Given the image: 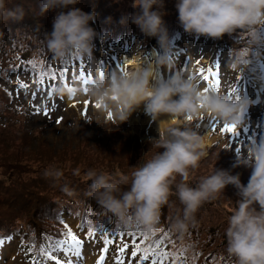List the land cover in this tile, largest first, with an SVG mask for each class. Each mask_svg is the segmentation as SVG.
Returning <instances> with one entry per match:
<instances>
[{
  "label": "rangeland",
  "instance_id": "rangeland-1",
  "mask_svg": "<svg viewBox=\"0 0 264 264\" xmlns=\"http://www.w3.org/2000/svg\"><path fill=\"white\" fill-rule=\"evenodd\" d=\"M105 2L107 3L106 6L110 4L111 6L106 7L104 5ZM132 2L133 0H80L79 3L88 11H95L96 15L103 16L102 20L104 19V15L113 14L116 21L115 16L125 18V16L130 14L128 11H133L131 7ZM38 4H40V0H5L6 8H9L8 10L10 11H15L18 7L22 8L23 11L30 9L28 13L23 12L22 18H15L23 20L24 23H30L35 19H39L38 14L32 12V9L38 7ZM23 5H25V10L22 7ZM125 7L126 9H124ZM174 9L175 6L170 1L165 0V12L173 15ZM8 19H4L0 27V35L3 34L8 37L6 39L8 44L12 43V39L9 37H14L15 39L23 32H28L33 36L34 30H32L31 26L28 28L19 27L20 29L14 30L12 26L6 25L5 21ZM176 19L173 16L164 17V20L174 21ZM107 21L111 22L110 16ZM259 26L264 27V18L253 25L254 28H258ZM177 27H179V24H177ZM1 28L3 31H1ZM130 28H133V24L130 25ZM36 29H38L37 26ZM248 31L249 28L237 29L232 32L234 34L232 39H229L227 36L218 39L222 43L224 42V47H221L223 51L219 50L216 46L217 44H201L193 42V40L183 39V37L178 41H173L171 45V48L174 50L173 52L171 51V54L175 55L174 58L177 62H180L177 65L173 63H170V65L182 77L191 79L196 84L197 89L211 82V77L208 81L202 78L209 74L206 71L208 68L209 71L216 74V79L219 81V84L216 85L217 94L226 95L230 98L244 97L252 102L247 111L242 113L240 117L241 122L236 125V132L241 133L239 136L233 133L222 132L221 129L228 123L221 121L219 118H215L210 122L209 117L203 111L200 114L205 117V121L209 124L208 131L206 132L198 125L201 120L200 114V117L191 115V120L188 119L189 114L180 115L181 122L187 120V123L183 127L191 128L202 138V148L204 149L201 150L204 152V155L200 159L202 160L201 164L203 166L207 165L206 167L211 170V173L208 172L206 174L207 177L213 173L215 168L220 169L223 167H225V170L232 171L233 174L239 173L240 177L242 171L249 174L244 169H241V167L232 168L233 164H227L229 154L220 151L217 146L226 144L231 152L236 153L243 159L246 157L248 146L252 142L264 138V81L258 79L259 74L256 65L258 57V59L264 61V51H260L258 44L249 41L256 40L258 35L255 33L247 34ZM138 32L131 34L142 35L138 34ZM235 34L243 35L237 37ZM244 35L248 39L247 42L242 39ZM262 35L261 44L264 45V31ZM139 41H141L147 50L151 49L150 47H154L159 51L155 38H153V41L157 45H150L149 38L143 35ZM100 43L103 44V41L100 40ZM238 43L242 44L239 46ZM33 47L30 46L29 50ZM125 50H127L126 53H121V51L115 52L116 56L111 58L110 54L106 52L107 50H104L99 45L94 48L90 58H82L76 53H70L67 58L61 60L54 59L56 63L63 62V66H67L72 59V55L75 56L72 59V65L67 67V73L62 75V72L56 76V85H46L44 89L37 88L39 84H43V80H39L37 74H32V79L27 77L20 78L25 87H21L20 85L19 89H15L12 85L10 86V84H19V75L3 74L1 77L4 67L11 63L10 57L12 55L0 51V100L3 99L2 95L4 94L7 96L12 95L14 101L27 105L25 109L22 108L20 110L12 106L5 117V121L6 118H9V124L0 126V158L16 162V164H0V205L8 204L7 206L27 212L30 209L32 210L40 199L47 197V195L42 197L44 192L41 193V196H38L39 193L32 196H28L27 194L18 196V192L27 181L29 184L40 185L39 191H52L53 193L49 192V194H54V196L66 198V193L56 191H63L65 189L74 196L82 195L85 199L94 200L95 198L91 194L93 178L89 177V172H95L97 175L107 174L111 182L116 183L122 191H126L130 187V182L127 184L121 183L123 177H130L136 167L141 166L157 152L162 151V149L156 146L157 140L162 135V133L157 132L158 130L146 135L141 127H138L134 123L131 124L129 119L122 123L113 113L97 108L90 98L89 89L97 80L106 79L114 72L123 75L124 71L127 72L132 68H130L128 63L125 64V67L124 65H118L117 60L120 56H124L129 60H133L136 56L145 60L147 58L152 59L153 57L151 53L149 54L145 50L141 53L142 48H137V45H134L131 49L125 48ZM125 50L122 52H125ZM158 56L159 53L155 52V57L152 60L158 62ZM48 63H50L49 59L44 62V65ZM81 64L84 65L83 68L80 67ZM241 65H243L242 72L244 73L239 75V68L236 66L240 67ZM51 70L56 71L55 63L51 64ZM81 72L84 73V78H91L92 83L85 85ZM233 74L238 75L241 81L237 88L231 90L230 86ZM257 85H261L262 88L261 86L257 88ZM61 86L64 89L62 93L57 91ZM69 89H72V91H69ZM26 110L29 113L26 114ZM3 113V110L0 109V121L3 120ZM143 114L146 115L145 113L141 115L144 116ZM181 122L179 121L180 124ZM180 124L179 128L182 126ZM205 135L214 139L213 146L210 147L213 142L210 144L206 143ZM79 149L83 150L80 151ZM77 150L79 152L76 155L74 154L72 159L70 154ZM74 157L79 158V161L76 160L77 158L74 159ZM39 158H42V160L38 164ZM27 159H31V162L35 164L28 165L29 168H26ZM70 159L71 162L69 164L67 162L62 163L64 160L68 161ZM44 161H54V164L44 166ZM199 165L200 163L197 167L193 168L190 176L182 178L180 183H185L187 186L195 188L194 179L198 178L201 181L203 178H206V176H202L200 173L203 172V168ZM247 169L251 170L250 168ZM246 178L249 179V176H242L241 182ZM177 183L178 180L174 179L171 185L172 194L169 196V202L162 207V218L160 217L157 231L152 236H146L143 228L139 225H134L130 228L125 226V230H116L114 228L120 235H117L119 239L114 240L111 245L116 249V255L122 258L115 256L113 250L108 251L105 255L101 254L100 250L102 247L100 244L81 240L82 264H97L101 255L104 256L103 264H118V261H122V264H152L153 261L159 262L161 260H163V264H173V262L171 263L169 252L177 254L174 260L175 264H178V260L186 250L183 246H189V242H194L195 239H204L208 234L206 233L207 230L217 231L218 235L215 236L214 243L199 246V251L188 253L181 259L180 264H223V257H231L226 250L219 261L207 257L208 254H203L201 250L206 248L217 250L219 254L223 253L224 245L220 242V239L222 241L226 240L224 231L228 226L227 212L232 210L233 205L238 200L235 189L232 186H227L224 193L221 192L216 198L204 202L195 213V224L193 225L189 222L187 231L181 233L174 231L171 227L178 215L177 209H182L183 207L176 195ZM193 183L194 186H192ZM243 184H247V182H243ZM10 203H14L18 207ZM100 211L105 214L109 227L115 226V220L120 222L104 207H101ZM65 214L68 213L64 212L62 217L79 234L80 238H83L85 231L79 230L76 218L71 219L70 216L68 219ZM179 215L182 216V211ZM19 216H22V214ZM89 218L92 219L91 216ZM77 219L79 220V217ZM163 226H170V229L166 230L169 231L166 233L168 238L181 237V243L177 247L166 245V237L164 236L159 249H154V246L146 248L147 245L145 243L150 244L154 239V243L160 241V231ZM158 233L160 234L158 235ZM163 234L165 233L163 232ZM125 244H127V248L121 252L120 249ZM137 244L140 245V251L133 256L132 253ZM144 249H149L147 253L148 260L141 259V256L145 254ZM155 250H160L157 256H155ZM151 252H153V255H151ZM165 254H167L166 259L164 258ZM68 255L72 256L71 253ZM56 256L61 260V264H65L66 256L63 249H59ZM5 259H7L6 256ZM72 259L74 260V264H80L74 256H72ZM7 264L28 263L23 262L16 251L10 256ZM44 264L55 263L49 260Z\"/></svg>",
  "mask_w": 264,
  "mask_h": 264
},
{
  "label": "clouds",
  "instance_id": "clouds-1",
  "mask_svg": "<svg viewBox=\"0 0 264 264\" xmlns=\"http://www.w3.org/2000/svg\"><path fill=\"white\" fill-rule=\"evenodd\" d=\"M78 3L79 0H40L42 15L55 13L52 30L45 33V39L48 51L58 60L70 53L82 58L93 54L97 33L92 25L96 23V13L84 12L76 7ZM174 6L179 26L196 38L218 40L237 29L250 28L264 18V0H175ZM131 7L133 11L122 22L133 24L146 38H155L159 46L158 63L167 67L171 63V41L164 20L165 0H133ZM22 16V8L10 11L5 0H0V19ZM57 91L62 93L64 89L61 86ZM89 94L99 108L113 113L122 123L143 107L152 121L162 114L196 116L203 111L225 123L238 125L242 113L252 103L244 97L219 94L203 100L191 79L176 74L153 82L151 69L139 64L126 75L114 72L97 80ZM156 146L162 151L136 167L130 177H123L121 183L130 182L126 191L111 182L107 174H88L93 178L91 194L100 205L124 226H141L148 237L157 231L161 209L169 202L175 176L187 177L188 169L197 167L204 155L202 138L188 127L166 129ZM237 167L251 169L247 184L241 182L239 173L216 168L195 188L178 184L176 195L183 207L177 209L171 227L177 232L187 231L189 222L195 224L199 207L232 186L238 200L225 229L226 252L235 259V264H264V138L248 146L246 157L233 163L232 168Z\"/></svg>",
  "mask_w": 264,
  "mask_h": 264
},
{
  "label": "trees",
  "instance_id": "trees-1",
  "mask_svg": "<svg viewBox=\"0 0 264 264\" xmlns=\"http://www.w3.org/2000/svg\"><path fill=\"white\" fill-rule=\"evenodd\" d=\"M170 1L172 5H175V0H166ZM80 2V0H79ZM104 5L106 6L107 3L105 2ZM23 5L22 7H24ZM110 5L106 7H110ZM76 7H79L84 12H89L87 9L83 8V6L78 3ZM104 8V7H103ZM9 9V8H7ZM35 9V10H34ZM32 9V12H36L38 14L39 19L33 20V22L30 23H24L23 20L15 19V18H9L7 21H5L7 26H12L14 30L18 29L19 27L28 28L29 26L32 27L33 36H31L28 32L21 33L18 37L14 39V37H9L12 39V43H7L6 39L8 37L4 36L3 34L0 35V51L7 52L8 54L12 55L10 57V64L5 66L3 69V72L1 74V77L3 74H12L15 73L17 70H36V67H38L41 62H45L48 59L51 58L56 59L52 56V54L48 51L46 47V39H45V33L50 32L52 30V20L55 15L53 12H47L45 14L40 13V4H38V7ZM126 9V7L124 8ZM25 10V7H24ZM30 11V9H28ZM27 11H23L24 13H28ZM173 12V15H170L169 13H166L164 17L173 16V18H177V12L176 9ZM128 13H131V11H128ZM110 16L111 22L109 23L107 21L108 17ZM127 16H125L126 18ZM103 16L96 15V23L92 25V27L95 29L97 34L96 40H102L105 48L114 54V50H120L125 45H128L131 49L134 45H141L143 48H146L139 39L142 37V35H136L131 33H136L139 30L133 25V28H130L131 23L128 22H122L123 18H118L116 21L114 20V15H104V19L102 20ZM6 19V18H5ZM4 19H0V27L3 24ZM30 21V20H29ZM166 26L169 33V38L174 40H179V38L182 36V34L187 35L188 38H194V39H201L204 41H210L211 39H207L204 37L196 38L193 36H190L186 33H184L183 29L179 26L177 27L178 20H165ZM35 25V26H34ZM101 25V26H100ZM36 26L38 29H36ZM20 29V28H19ZM1 31L3 29L1 28ZM6 32V31H5ZM138 34H141L140 31ZM29 38V39H27ZM130 40V41H129ZM149 43L153 44V41L149 39ZM30 46H34L32 49L29 50ZM171 48V44H170ZM171 51L174 50L171 48ZM40 57H42L40 59ZM59 69L63 66V62H59L58 64ZM42 80L47 82L49 85H53L54 81H51L49 78H47L42 72H41ZM45 86V85H43ZM3 99L0 100V109L3 110L5 117L10 110L8 107V98L6 94L2 95ZM27 113V111L25 112ZM9 118H6V121L3 123H0V126L3 124L6 126L9 124L8 122ZM12 127V126H10ZM9 128V127H8ZM80 151L83 149H79ZM77 150L74 153L70 154V157L73 159V155L77 152ZM85 155V151H84ZM81 157V156H79ZM77 157H74V159ZM82 158V157H81ZM84 159V158H82ZM42 158H39L38 164L41 162ZM76 160L79 161V158ZM202 160H200V167H202L203 172H200L202 176H206L208 172L211 173V170L206 167L207 165L203 166L201 163ZM45 165H52L54 164V161H44ZM67 162L68 164L71 162V159L66 161L64 160L62 163ZM198 163V164H199ZM0 164H16L15 161H9L7 159H1L0 158ZM35 164L31 162V159H27L26 168H29L28 165ZM222 167V166H221ZM225 169V167L220 168ZM192 170L188 169V176L192 174ZM206 170V171H205ZM18 171V170H17ZM20 172V171H19ZM13 170V174H14ZM22 173V172H20ZM207 177V176H206ZM185 177H181L180 175H176L175 179L178 180V183H180L181 179ZM246 182H248V179H245ZM194 182L196 184V187L200 183V180L198 178L194 179ZM194 186V183L192 184ZM65 187V186H64ZM231 187V186H229ZM41 188L38 184H29L27 183L21 187L20 191L18 192V196L22 195H28L32 196L36 193H39L38 196H41V193L44 192V195L42 197L46 198L40 199L36 203V205L32 208V210L20 211V209H15V207L7 206L8 204H1L0 205V238L2 239H8V237H18L20 240V245L23 250V254L25 258L31 259V260H39L43 258L44 256H41L39 254V250L41 246H44L45 248V254H48L49 246L51 245L52 241L56 240H63L66 238V233L68 229L64 228V225L59 223L57 216L62 215L63 212H67L70 216L77 218L79 217L80 224L83 221H87V223L84 224V227L87 228L89 231V226L96 227L103 221L106 220L105 214L101 213L100 208L102 207L98 200L95 198L94 200L85 199L81 196H74L71 193H69L67 190H55L59 192L66 193V198L60 197V196H54V194H49V192L53 193L50 190L45 191H39L38 189ZM53 190V188H52ZM172 194V193H171ZM41 197V198H42ZM38 200V199H37ZM11 205H15L14 203H10ZM18 207V206H16ZM237 207V204H234L231 211L227 212V216L229 217L232 212ZM9 211V212H8ZM22 214V216H19ZM9 215V216H8ZM89 216L92 217V219L89 218ZM109 226V224H108ZM219 226V225H217ZM113 229L116 228V230H125L126 227L121 223L117 222L115 220V226L112 227ZM211 233H208L207 240L213 241L215 236L218 235L216 230H209ZM56 232V233H55ZM98 232V233H97ZM94 236L91 237V240H99L101 233L97 231ZM224 233V232H223ZM222 236V235H221ZM48 237H51V241L48 239ZM182 238H169L168 239V245H172L174 247H177L180 244V241ZM226 242V240H224ZM31 249V250H30ZM187 249L182 253L181 258L178 260V264H180L181 259L186 255ZM171 263L174 261L175 257L177 256L174 252H169Z\"/></svg>",
  "mask_w": 264,
  "mask_h": 264
},
{
  "label": "snow or ice",
  "instance_id": "snow-or-ice-1",
  "mask_svg": "<svg viewBox=\"0 0 264 264\" xmlns=\"http://www.w3.org/2000/svg\"><path fill=\"white\" fill-rule=\"evenodd\" d=\"M101 63H103V62L101 61ZM197 63H199V61H197ZM80 67L83 68L84 65L81 64ZM67 71H68V69L64 68L62 75L64 73H67ZM123 74L126 75L127 72L124 71ZM52 75L54 77L55 73H52ZM81 77L83 78V83L85 85L92 83L91 78H84L83 72H81ZM210 77H211V82H209L207 84V86L203 89V92H200V96L202 97L203 100H207V97H208L207 93H209V92H212L213 94L217 93L216 85L219 84V81L216 79V74L213 72H210L208 75H205L202 78H203V80L208 81ZM21 87H25V85L21 84ZM69 91H72V89H69ZM85 91H87V89H85ZM96 107L99 108V105H96ZM188 119L191 120V116H189ZM221 131L233 133L237 136L241 135L240 132H236V125L225 124L224 127L221 129ZM57 219H58L59 223L64 225V228L68 229V231L66 233V238L63 240L52 241L51 245L49 246L47 255L45 254L44 246H41V248L39 250V254L41 256H44L45 260H51V259H54V257L51 255V253L56 252L58 249H63L65 256H66L65 264H74V260L72 259V256H74L76 258V260L79 261L80 264H82L83 257L81 254V246H82L81 240L78 239V237L73 234L72 230L69 228V225L64 221L62 215H58ZM85 223H87V221H83L81 224L77 225V227L81 228V230H83ZM97 231H99L101 233V235L104 237L105 245L111 244L113 242L112 237L120 235V233L115 231L112 227L108 226V221H103L99 225H97L96 227L89 226V231H88L87 235L88 236H94ZM8 239H11V237H8ZM48 239L51 241V237H48ZM3 243H4V239L0 238V244H3ZM160 243H162V241H157L154 245V249H159ZM125 248H127V244H125L124 247L120 249V251L123 252ZM107 251H108V249H107V247H105L103 249V252L106 253ZM139 251H140V245L137 244L132 255L135 256L137 254V252H139ZM148 251H149V249H144L145 254L141 256V259H143V260L149 259L148 255H147ZM69 253H71L72 256H69L68 255ZM164 258L165 259L167 258V254H165ZM103 261H104V256L101 255L97 264H103ZM33 264H39V261L34 259ZM55 264H60V261L56 260ZM118 264H122V261H118ZM152 264H163V260H161L159 262L153 261ZM173 264H175V260L173 261Z\"/></svg>",
  "mask_w": 264,
  "mask_h": 264
},
{
  "label": "bare ground",
  "instance_id": "bare-ground-1",
  "mask_svg": "<svg viewBox=\"0 0 264 264\" xmlns=\"http://www.w3.org/2000/svg\"><path fill=\"white\" fill-rule=\"evenodd\" d=\"M152 55H153V57H155V53L153 51H152ZM127 63H128V65H130V68L131 67L133 68L137 64H139L141 67L151 69L152 75H153V82H160V81H163V80H166V79L172 77L173 75L179 74L169 65L167 67H159L158 63H147L145 61V59H141L138 56H136L133 60H129V59H126V57H124V56H120L117 60V64L120 66L124 65V67H125L126 66L125 64H127ZM256 65L258 67L259 79L261 81L264 78V61L261 59H258L256 62ZM122 69H123V67H122ZM206 86H202V87L198 88V91L203 92V89ZM260 86L261 85H257V88H259ZM261 88H262V86H261ZM263 92H264V90H263ZM212 94H213L212 92L207 93V95H212ZM259 102H260V100H259ZM142 113H144L143 107H141L139 110L135 111L129 117V120L131 121V124L134 123L135 125H138V127H141L143 132L146 135L153 133L155 130H158L157 132L163 134L164 131L168 128L179 127L180 123L177 120V118L174 116H171L169 114H162L158 118H156L155 121H152L150 116L144 115V114H143L144 116H142L141 115ZM209 115L211 116V118L215 117L212 114H209ZM136 128H137V126H136ZM205 139H206L207 144H210L214 140L213 138H210V136H208V135H205Z\"/></svg>",
  "mask_w": 264,
  "mask_h": 264
}]
</instances>
